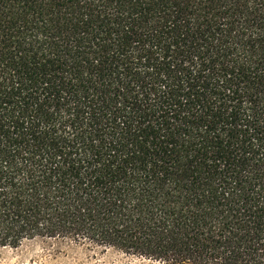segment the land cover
Segmentation results:
<instances>
[{
    "label": "trees",
    "instance_id": "16d2710c",
    "mask_svg": "<svg viewBox=\"0 0 264 264\" xmlns=\"http://www.w3.org/2000/svg\"><path fill=\"white\" fill-rule=\"evenodd\" d=\"M264 264V0H0V250Z\"/></svg>",
    "mask_w": 264,
    "mask_h": 264
},
{
    "label": "rangeland",
    "instance_id": "374dc122",
    "mask_svg": "<svg viewBox=\"0 0 264 264\" xmlns=\"http://www.w3.org/2000/svg\"><path fill=\"white\" fill-rule=\"evenodd\" d=\"M0 264H165L113 249L102 250L66 242L31 240L0 250Z\"/></svg>",
    "mask_w": 264,
    "mask_h": 264
}]
</instances>
